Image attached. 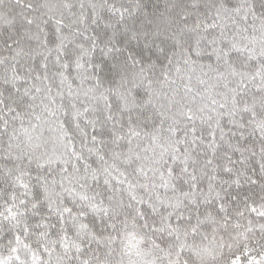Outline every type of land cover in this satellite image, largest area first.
Here are the masks:
<instances>
[{
    "label": "snow or ice",
    "instance_id": "6c2138e0",
    "mask_svg": "<svg viewBox=\"0 0 264 264\" xmlns=\"http://www.w3.org/2000/svg\"><path fill=\"white\" fill-rule=\"evenodd\" d=\"M0 264H264V0H0Z\"/></svg>",
    "mask_w": 264,
    "mask_h": 264
}]
</instances>
